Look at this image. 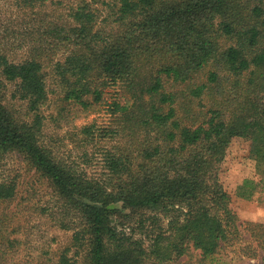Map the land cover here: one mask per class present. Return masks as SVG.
<instances>
[{
    "label": "trees",
    "instance_id": "trees-1",
    "mask_svg": "<svg viewBox=\"0 0 264 264\" xmlns=\"http://www.w3.org/2000/svg\"><path fill=\"white\" fill-rule=\"evenodd\" d=\"M111 9L116 35L82 2L69 22L49 21L46 43L23 58L0 51V155L21 154L60 203L55 221L70 238L54 264H203L239 232L219 175L231 139L249 141L264 164V0H113ZM47 68L83 106L118 83L130 93L108 105L122 113L126 143L100 149L95 172L86 150L75 160L44 141ZM80 133L99 147L119 130L91 123ZM17 189L0 179V204ZM57 210L42 209L52 220ZM17 213H0L7 248ZM249 225L264 264V224Z\"/></svg>",
    "mask_w": 264,
    "mask_h": 264
},
{
    "label": "rangeland",
    "instance_id": "rangeland-1",
    "mask_svg": "<svg viewBox=\"0 0 264 264\" xmlns=\"http://www.w3.org/2000/svg\"><path fill=\"white\" fill-rule=\"evenodd\" d=\"M82 2H88L96 11V27L116 35L112 22L113 0H47L44 6L33 8L20 0H0V51L13 60L23 58L35 45L46 43L49 21L62 19L69 22L71 8ZM53 56L57 55L53 52ZM46 70V99L41 107L45 116L44 141L58 156L75 160L86 150L91 158L88 171L95 172L100 149L126 143L122 113L111 112L108 105L113 99H118L121 104L129 98L132 101L130 93L122 83H118L104 89L101 103L88 95L85 99L88 105L83 106L67 100L65 84L50 68ZM7 87L10 98L14 85ZM91 123L116 127L118 136L100 140L99 147L83 144L80 129ZM219 175L230 196V207L237 215L239 232L232 243L224 244L218 254L206 258L203 264H261V249L247 229L251 223L264 224V164H257L251 156L249 141L234 137L220 165ZM5 177L15 178L18 191L14 201L0 204V213L8 210L18 213L8 223L6 232L16 238V242L11 248L0 244V264H54L70 238V231L55 221L60 218L57 210L60 203L48 183L34 174L19 153L0 155V179ZM43 208L57 210L54 212L56 219L52 220L47 211H42ZM190 250L198 252L191 247ZM185 258L162 264H181Z\"/></svg>",
    "mask_w": 264,
    "mask_h": 264
}]
</instances>
